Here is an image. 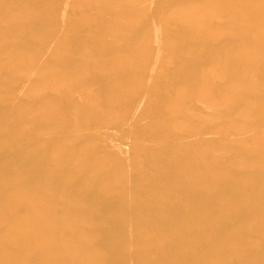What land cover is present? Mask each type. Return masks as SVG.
Here are the masks:
<instances>
[{
	"label": "rangeland",
	"instance_id": "374dc122",
	"mask_svg": "<svg viewBox=\"0 0 264 264\" xmlns=\"http://www.w3.org/2000/svg\"><path fill=\"white\" fill-rule=\"evenodd\" d=\"M0 264H264V0H0Z\"/></svg>",
	"mask_w": 264,
	"mask_h": 264
}]
</instances>
